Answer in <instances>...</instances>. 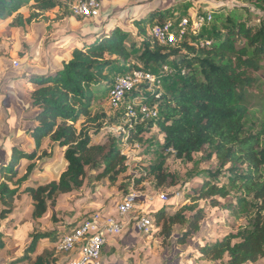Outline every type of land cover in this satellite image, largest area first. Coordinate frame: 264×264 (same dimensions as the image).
<instances>
[{
  "label": "trees",
  "instance_id": "trees-1",
  "mask_svg": "<svg viewBox=\"0 0 264 264\" xmlns=\"http://www.w3.org/2000/svg\"><path fill=\"white\" fill-rule=\"evenodd\" d=\"M236 2L238 5L227 17L218 15L217 27L224 33L209 45L194 44L187 38H175L163 44L148 32L146 26L153 15H158L159 23L165 22L164 15L146 11L150 14L140 12L133 18L135 28L145 36L144 51L139 58L143 64L154 69L163 68L170 65L171 59L178 70L176 76L184 79L173 96L162 98L156 119L134 122L132 128L127 125L123 137L129 136L127 141L132 144L141 143L143 135L157 126L163 137L162 148L173 150L177 158L192 162L194 154L206 151V159L216 158L220 169L230 166L231 175L228 182L221 183L220 172H208L207 177L187 194L183 193L179 199L175 197L182 201L180 204L174 198L158 206L153 212L152 234L159 231L156 225L161 226L159 233L169 239L174 227L180 225L184 231L179 236V244H185L202 228L205 210L199 207L201 200H208L216 207L220 205V199H226L234 192L240 193L236 206L233 204L228 209L239 207L249 225L213 241L202 237L197 251L185 254L184 259L213 264H255L264 258V120L257 128L250 125V106L258 97L252 92L257 79L251 72L264 68V20L252 21L247 6L250 3L264 8V0ZM26 6L35 10L28 17L21 13ZM63 6V0H0V21L12 19L13 27L26 28L42 13ZM69 15L66 9L62 17ZM97 26L95 34L82 39L81 46L73 47L69 59L54 72L37 74L31 80L35 88L29 96L28 111H34L30 118L34 124L26 132L31 138H24L23 143L33 147L25 150L22 146L12 145L11 158L0 170L2 220L15 213V200L22 194H28L32 200V218H42L56 206L60 195L84 185L87 168H102L98 178L103 185L107 182L115 184L120 176L127 175L128 158L116 139L105 144L95 142L107 114L102 106L96 112L93 109L97 99L109 100L116 78L112 79L111 70L120 66L121 73L117 76L144 68L132 60L138 44L131 41L128 32L114 27L100 34ZM191 37L200 38L199 35ZM183 49L189 54H182ZM136 93L138 90L133 95ZM154 99L149 93L147 102L151 105ZM129 100L127 98L126 102ZM47 142L52 143L50 152L43 149ZM57 149L64 150L65 170L58 179L31 184V177L41 168L36 161L54 157ZM22 160L27 161L23 166ZM164 163L163 160L150 168L159 186L170 176L163 172ZM135 181V185L139 184L143 178ZM187 200L190 202L185 203ZM188 213L191 214L188 216ZM55 231L34 233L22 254L5 260L4 264H66L75 253L67 260L58 256L55 243L60 235ZM6 236L12 237L0 230V251L5 249L3 237ZM50 237L56 241L54 247H44L39 253L42 241ZM167 264H179V259L170 257Z\"/></svg>",
  "mask_w": 264,
  "mask_h": 264
},
{
  "label": "rangeland",
  "instance_id": "rangeland-1",
  "mask_svg": "<svg viewBox=\"0 0 264 264\" xmlns=\"http://www.w3.org/2000/svg\"><path fill=\"white\" fill-rule=\"evenodd\" d=\"M63 2L67 7H57L42 13L26 28L13 27L12 19L0 21V170L3 164H7L11 158L10 147L12 145L22 146L25 150L33 147L25 146L23 143L26 139L31 138L26 132L34 124L30 122L33 111H28L27 99H29L28 94L30 93H28L26 85L32 82V78L38 76L37 74H44L43 70L47 71L48 63H52L51 60L54 59L52 56L58 57L61 62L68 60L76 42H72L73 39H84L88 35L95 34V31L84 30L82 25L85 20L72 14L71 6L75 0L66 2L63 0ZM102 2L101 16L90 20L89 23L95 26L99 25L100 34L110 31L114 27L128 32L131 41L138 44L132 56L135 64L157 74L163 73L161 87L151 93H158L160 97L157 98L153 94L155 99L151 102V106H156L158 111H160L159 104L162 98L173 96L184 78L176 76L178 70L172 65L171 59L170 65H165L163 68L154 69L143 64L139 58L144 51L145 36L137 31L133 18L140 12L150 11L151 14L164 15L166 21L178 22L180 17L186 15L196 16L213 12L212 21L204 27L198 40L191 36L187 37V40L194 44L209 45L212 41L222 37L224 33L218 30V15L223 14L224 17H227V14L238 5L236 0H102ZM247 6L250 9L252 21L259 23L264 20V8L250 3ZM66 9L70 13L67 17L68 20L62 18ZM33 12L35 10L31 6H26L21 10L25 17ZM150 12L146 13L150 14ZM149 18L150 22L146 28L149 33H152V25L156 22L159 23L160 18L158 15ZM80 28L84 31L82 32ZM73 34L75 35L72 36ZM182 54L188 55L189 53L183 49ZM14 60L21 62L19 68L13 64ZM119 73H121L120 66L111 70L112 79ZM251 74L257 79L252 92L258 97L250 106V125L257 128L258 124L264 120V98L260 99L264 97V68L253 71ZM95 88L98 87L95 86ZM147 92L143 89L136 93L139 102H145L146 97L148 99ZM95 102L93 111L96 112L99 106H102L107 114L104 127L95 142L105 144L110 139H116L117 145L121 146L122 153L128 158L126 161L129 166L127 175L120 176L115 184L107 182L106 185L105 183L103 185V182L98 178L102 168L96 170L87 168L84 185L71 193L60 195L56 206L50 208L42 218L36 220L32 218L31 198L28 194L20 195L15 200V213L6 220L0 219V230L3 234L12 236L11 238L3 237L5 249L0 251V256L4 262L22 254L25 246L31 242L34 233L57 230L62 236L72 228L73 224L80 223L88 215H93L97 211L114 214L118 202L131 192L139 196L133 214L145 212L153 217V212L157 210L158 206L175 197L179 199L183 193L187 194L191 188L196 187L207 177L208 172H220L221 183L229 181L230 166L220 169L216 158L206 159L208 154L206 151L194 154V160L188 162L186 159L177 158L173 150L162 148L163 137L157 126L143 135V142L135 144L128 142L129 136L123 137L128 125V118L124 115V111L110 105L108 99H97ZM77 125L81 127L80 123ZM51 144L47 142L43 149L50 152ZM63 154V149H57L54 157L36 161L37 166H41V168L36 175L31 177L30 183L35 184L44 179H58L66 168ZM163 160L165 162L163 172L170 176L163 185L159 186L155 175L151 174L150 168ZM26 162V160H22L21 166ZM140 178H143V181L135 185V180ZM161 194H166L167 200H162ZM239 194L234 192L228 198L220 199L221 203L216 207H212L208 200H201L199 207L205 210V218L201 222L202 228L193 239L187 240L185 244H179V236L184 231V227L180 225L174 227L173 235L169 239H165L159 233L161 226L156 225L155 228L159 231L151 235L139 232L134 235L131 228L126 233L122 232L111 239V245L106 246L102 252L101 264L104 262V257L107 258L106 253L110 250L111 252L115 251L109 260L110 264H167L170 257L179 259V264L199 263L197 260L184 258L188 252L197 251V244L202 237L204 240L213 241L227 232H237L242 227L249 225V220L245 214L239 212V207H236L235 210L228 209L233 204L236 206ZM176 202L180 204L182 201L177 200ZM187 202L190 200L185 203ZM55 242L54 237L44 239L40 245L39 253L43 251L44 247L53 248ZM140 248L146 250H139ZM58 256L67 260L70 255L60 254ZM255 264H264V259Z\"/></svg>",
  "mask_w": 264,
  "mask_h": 264
},
{
  "label": "built area",
  "instance_id": "built-area-1",
  "mask_svg": "<svg viewBox=\"0 0 264 264\" xmlns=\"http://www.w3.org/2000/svg\"><path fill=\"white\" fill-rule=\"evenodd\" d=\"M72 14L83 18H98L102 11L100 0H75L71 6ZM213 19V12H206L196 16H183L178 22L171 20L164 23H154L152 34L163 44L173 41L175 38L183 39L188 36L199 35ZM209 44V43H208ZM13 64L19 68L21 62L14 60ZM166 70V69H165ZM163 73L157 74L151 70L136 69L131 72L117 75L110 92L108 102L116 109H123L128 118V126L134 127V122H143L146 119H156L159 111L156 106H151L146 101L141 103L134 91L140 92L145 86L147 94L159 89L163 83ZM131 94V97L128 96ZM160 98L158 93H153ZM128 96V97H127ZM130 99L126 102V99ZM162 200H167L166 194H161ZM139 196L131 192L118 202L116 212L107 214L97 211L88 215L80 223L72 227L68 232L60 236L55 243L56 250L60 254L71 256L67 264H101V256L105 245L111 239L120 235L125 228V219L136 209ZM138 211V210H137ZM134 228L140 233L151 235L155 226L154 218L145 212L134 215ZM204 264H213L206 262Z\"/></svg>",
  "mask_w": 264,
  "mask_h": 264
},
{
  "label": "crops",
  "instance_id": "crops-1",
  "mask_svg": "<svg viewBox=\"0 0 264 264\" xmlns=\"http://www.w3.org/2000/svg\"><path fill=\"white\" fill-rule=\"evenodd\" d=\"M138 13H139V11H138ZM137 13V14H138ZM127 15V14H126ZM25 17V16H24ZM63 18V17H62ZM64 20H68V18L67 17H65V18H63ZM85 20V19H84ZM4 22V21H3ZM84 24L82 25V27H83V29L84 30H90V31H94V28L96 27L95 25H91L90 23H89V21L88 20H85L84 22H83ZM103 26V25H102ZM102 26H101V28H102ZM81 29V28H80ZM83 29H81V31L83 32L84 30ZM75 34H73L72 36H74ZM77 36V35H76ZM76 41V42H75ZM72 42H75V44L73 45V47H75V46H81L82 45V39L81 38H79V40L78 39H73V41ZM54 59L53 60H51L52 61V63H48V67H47V71H45V70H43V72H44V74H46V73H50V72H54L58 67H60L61 65H62V62L60 61V60H58V57H56V56H52ZM53 64V65H52ZM27 89H28V93H32V91L34 90V88H35V84H33L32 82H29L27 85ZM10 87H13V86H10ZM30 94H28V96H30ZM27 101H28V104H29V101H30V98L29 99H27ZM34 112V111H33ZM30 122H32V121H30ZM97 202V201H96ZM134 215L135 214H133V212L124 220L125 221V228H124V230H123V232L124 233H126V231L129 229H131L132 228V230H133V232H134V235L136 234V232H139L137 229H135L134 228V226H133V222H132V219H133V217H134ZM140 233V232H139ZM228 233V232H227ZM220 237V236H219ZM108 245H111V241L110 242H108L106 245H105V247L106 246H108ZM105 247H104V249H105ZM104 249H103V251H104ZM139 250H146L145 248H140ZM115 252V251H114ZM114 252H111V250L108 252V253H106V256H107V258H105L104 257V259H103V264H110V261L109 260H111V256H112V254L114 253ZM112 253V254H111ZM115 254V253H114ZM113 254V255H114ZM1 255V254H0ZM264 259V258H263ZM262 260V259H261ZM0 264H4V261H3V259H1V256H0ZM196 264H204V262H199V263H196Z\"/></svg>",
  "mask_w": 264,
  "mask_h": 264
}]
</instances>
